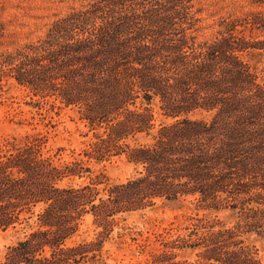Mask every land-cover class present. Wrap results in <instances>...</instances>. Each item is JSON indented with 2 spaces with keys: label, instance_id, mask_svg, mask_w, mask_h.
Returning <instances> with one entry per match:
<instances>
[{
  "label": "trees",
  "instance_id": "16d2710c",
  "mask_svg": "<svg viewBox=\"0 0 264 264\" xmlns=\"http://www.w3.org/2000/svg\"><path fill=\"white\" fill-rule=\"evenodd\" d=\"M200 1L83 0L0 53V92L13 82L34 108L69 109L90 134L62 162L40 134L0 145V235L13 236L2 264H109L108 245L136 240L127 215L180 199L198 211L158 236L149 264H261L244 236L264 241V85L244 56L264 52V16L220 17L205 35ZM2 11L0 0V47ZM115 158L132 167L124 182L90 167Z\"/></svg>",
  "mask_w": 264,
  "mask_h": 264
},
{
  "label": "rangeland",
  "instance_id": "374dc122",
  "mask_svg": "<svg viewBox=\"0 0 264 264\" xmlns=\"http://www.w3.org/2000/svg\"><path fill=\"white\" fill-rule=\"evenodd\" d=\"M83 0H3L1 21L7 24L6 37L0 47V53L12 50L22 44L42 36L47 26L57 17L64 15L71 7H77ZM200 23L198 28L209 35L208 27L215 25L220 17H239L245 13L258 12L264 16V6H252L242 0H201L195 4ZM263 35L264 33H257ZM251 70L256 74L260 84L264 85V52L251 51L244 56ZM40 134L47 138L46 149L55 160L68 161L77 156L89 143L90 134L78 120V116L69 109L50 108L44 105L41 110L33 107L27 92L13 82L5 83L0 92V145L5 140L15 138L17 142L26 135ZM58 149L62 152L56 153ZM93 171H103L113 183L124 182L132 176V167L121 158L109 162L94 164ZM197 205L190 199L178 201H159L154 207L145 211L129 214L121 223L128 228L136 239L126 237L124 243L117 242L107 246L111 258L109 264H149L150 253L161 248L158 236L175 235L186 219L197 213ZM202 213V211H200ZM212 215V214H211ZM225 225L233 223L228 211L213 213ZM93 226L90 218L85 221L83 236H91ZM119 229L113 234L117 236ZM168 231V235L166 234ZM245 243L254 246L261 264H264V241L254 235L244 236ZM13 241L11 233L0 235V264L5 248ZM181 259H192L193 254L184 251Z\"/></svg>",
  "mask_w": 264,
  "mask_h": 264
}]
</instances>
